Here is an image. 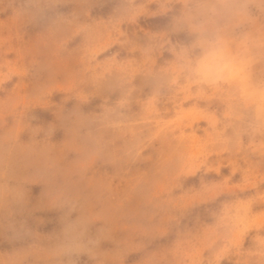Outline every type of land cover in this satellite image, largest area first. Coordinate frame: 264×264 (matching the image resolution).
I'll return each mask as SVG.
<instances>
[{
    "label": "clouds",
    "instance_id": "clouds-1",
    "mask_svg": "<svg viewBox=\"0 0 264 264\" xmlns=\"http://www.w3.org/2000/svg\"><path fill=\"white\" fill-rule=\"evenodd\" d=\"M25 5L36 37L0 63V264H264V0Z\"/></svg>",
    "mask_w": 264,
    "mask_h": 264
},
{
    "label": "rangeland",
    "instance_id": "rangeland-1",
    "mask_svg": "<svg viewBox=\"0 0 264 264\" xmlns=\"http://www.w3.org/2000/svg\"><path fill=\"white\" fill-rule=\"evenodd\" d=\"M25 0H0V63L5 62H16L17 60L21 59V53L19 49L18 43L13 40V37H20L21 40L24 42L30 43L32 42L37 34L38 29L35 27V25L31 23H27L24 16H23V9L25 8ZM18 14L19 17H18ZM159 21L152 22L151 26L155 27L159 25ZM57 101L60 100V97H56ZM75 102H70L65 106V113L67 114L69 111H71L74 107ZM99 101H94L93 103L85 106L84 111L85 112H92L96 111V104H98ZM38 116L40 118V122L47 124L48 122L55 121V116L51 111H38ZM171 123V121H168ZM198 129V135L203 136L204 131L203 129L206 127V125L201 122L197 126ZM227 135H230V130L226 133ZM66 139V134L64 128L58 127L55 136L53 137V140L55 143H62ZM245 143H247V138H245ZM242 164H245V166L248 165H255L257 167L260 166L261 160L259 157H253L251 160L247 161L246 163L244 161H241ZM221 176L231 177V180L233 183H240L243 180V175L241 172H233V166H222L220 168ZM126 186V185H125ZM41 198L40 191H37L33 196V202L38 203V201ZM139 200L133 199L131 201V207L135 209L139 206ZM37 216L44 215L43 212H37ZM122 235L121 233H118V237ZM112 244H106L104 247L106 249H111ZM247 247V242L245 244ZM142 259L141 253H133L131 254V257L126 261V264H140V261Z\"/></svg>",
    "mask_w": 264,
    "mask_h": 264
}]
</instances>
